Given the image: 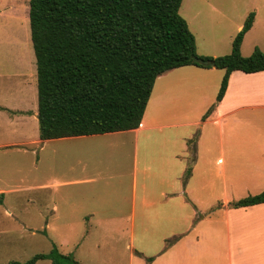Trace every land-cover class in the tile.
<instances>
[{
  "label": "crops",
  "instance_id": "0c3cea01",
  "mask_svg": "<svg viewBox=\"0 0 264 264\" xmlns=\"http://www.w3.org/2000/svg\"><path fill=\"white\" fill-rule=\"evenodd\" d=\"M212 50L196 52L225 54ZM223 75L193 65L164 72L138 128L99 135L41 140L37 109L0 104V209L12 217L8 196L34 192L31 225L11 223L36 244L52 242L41 254L55 245L80 264L91 225L110 226L116 242L127 239L129 264H264V203L231 207L264 192V71L231 72L217 102ZM57 150L77 158L74 171L64 174V164L48 159Z\"/></svg>",
  "mask_w": 264,
  "mask_h": 264
},
{
  "label": "trees",
  "instance_id": "16d2710c",
  "mask_svg": "<svg viewBox=\"0 0 264 264\" xmlns=\"http://www.w3.org/2000/svg\"><path fill=\"white\" fill-rule=\"evenodd\" d=\"M182 0H29L30 39L36 61L37 120L41 140L99 135L139 127L155 79L169 70L197 66L224 71L216 96H224L231 72L264 71L257 47L240 46L250 14L227 55L196 53L195 38L180 16ZM213 106L203 116L210 114ZM196 136L192 139L195 142ZM190 175L186 171L185 179ZM264 203V192L231 204ZM174 241H167L170 246ZM80 264L55 245L25 262ZM152 258H146L150 263Z\"/></svg>",
  "mask_w": 264,
  "mask_h": 264
},
{
  "label": "rangeland",
  "instance_id": "374dc122",
  "mask_svg": "<svg viewBox=\"0 0 264 264\" xmlns=\"http://www.w3.org/2000/svg\"><path fill=\"white\" fill-rule=\"evenodd\" d=\"M28 12L29 0H0V104L32 112L37 109L36 61L30 39ZM179 14L196 39V51L201 53L214 48L212 51L225 53L223 55L230 53L232 40L238 31H242L247 17L253 14L255 18L257 15V25L247 35V44L241 53L249 51L247 55L242 54L248 57L256 44L264 53L261 50L264 48V0H182ZM240 22L242 26L236 32V25ZM211 39L216 43L214 47L210 45ZM251 43L255 44L253 48L250 47ZM79 150L82 149L75 148L74 152ZM48 159H53L55 164H64L61 169L64 174L74 171L73 165L78 161L75 156L67 161L60 150ZM67 162L70 163L68 166ZM7 178L17 179L9 174L5 175ZM8 202H11L9 206H12L10 210L14 215L7 217L5 208L0 209V240H3L0 241V264L24 262L33 255L46 253L51 241L43 240L41 244H36L30 233H24L20 225L11 223L13 218L19 217L31 225L35 213L34 192L11 194ZM109 227L91 225L92 230L85 240L88 253L81 251L76 259L83 264H129L127 239L116 242ZM123 228L127 229L128 225ZM13 246L16 249L11 248Z\"/></svg>",
  "mask_w": 264,
  "mask_h": 264
}]
</instances>
